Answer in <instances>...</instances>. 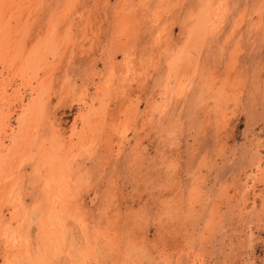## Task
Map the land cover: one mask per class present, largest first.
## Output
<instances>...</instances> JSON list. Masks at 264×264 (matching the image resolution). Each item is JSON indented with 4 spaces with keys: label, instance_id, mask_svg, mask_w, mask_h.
I'll list each match as a JSON object with an SVG mask.
<instances>
[{
    "label": "rangeland",
    "instance_id": "1",
    "mask_svg": "<svg viewBox=\"0 0 264 264\" xmlns=\"http://www.w3.org/2000/svg\"><path fill=\"white\" fill-rule=\"evenodd\" d=\"M65 2L43 0L26 33L24 61L50 24L60 40L71 31L45 85L36 148L47 158L53 148L65 154L81 93L105 113L104 128L92 158L71 168L67 155L55 160L71 176L66 205L46 162L23 167L2 210L0 264H37L46 250L41 264H264V0H75L62 22ZM199 37L191 90L159 114L156 83L172 52ZM65 74L74 91L61 101ZM132 101L135 119L118 156L116 129ZM9 107L12 136L23 115ZM56 226L58 244L46 238Z\"/></svg>",
    "mask_w": 264,
    "mask_h": 264
},
{
    "label": "bare ground",
    "instance_id": "2",
    "mask_svg": "<svg viewBox=\"0 0 264 264\" xmlns=\"http://www.w3.org/2000/svg\"><path fill=\"white\" fill-rule=\"evenodd\" d=\"M42 3L43 0H0V223L2 218L3 207L5 206L7 199H9V197L12 196L11 191L16 181V178L20 176L19 174L21 173L23 167L28 163V161H30V159H34V161H37L38 159L41 162L42 161L46 162V164L48 165L47 168L49 169V171L48 173H46L47 174L46 176L49 178V180L50 178L52 179L56 187L59 185L58 190L60 191L59 194L61 195V197H59L60 196L59 195L58 198H61L62 200L58 199L61 200L58 204H61V206H63L66 205L65 204L66 200L69 201L68 199H69L70 182H71V176H69L68 174L69 170L59 169L58 163L60 161L55 165V160L58 159L60 156H62L64 152L61 153L59 156L58 154L55 153V150L56 151L58 150L57 149L54 150L53 148L52 151L53 154H49L48 155L49 158H47V154L50 152L49 151L48 153L44 152L43 149L44 147L40 145L39 148L36 147H37V135L39 132V127L41 125V121L43 122L41 116L43 114L44 105H45L43 98V94L45 92V85L54 76V72L56 68L58 67L59 63H61L63 57L65 56L66 50L70 46V40H71V35H69V32H71L70 28L63 30V32L65 33L63 35L61 34L62 38L60 40L59 39L60 35H58V29L52 27L53 25L49 23L50 21L52 22V20L50 19L53 16L49 15V20H48L49 22L46 21V23L48 22L50 24V27L48 28L46 36L43 34L45 36L44 42L42 44L40 43L41 45L37 49L35 48V51L29 57H27L25 61L23 57L25 50V39H26L27 29H29V26L32 24L33 19L39 16V13L43 7ZM65 4H66L65 7L62 9L61 13L59 14L61 16L62 22H65L68 19V17H70L72 9L75 5V0H66ZM52 12L54 13V11ZM201 38L200 40L195 39V41H193L192 43H188L185 46V48L180 50L178 49L179 51L175 53L172 52L171 56L173 57L170 58L171 65L167 71V74H165V77L163 79L160 78L156 83V86L159 87L161 92L160 95L158 94V97L160 96V101L158 106L159 114L165 112L166 109H168V107L173 104L176 98L185 97V95L191 90L192 85L194 84V80L200 70L199 57L201 53V47L204 41V38L202 40ZM22 63H24L23 67H22ZM63 76L64 77L62 78V84L58 93L61 101L65 99L69 91H74V85L72 83V80H70L67 74ZM159 81H161L162 83ZM79 97L80 98L78 99L77 102L79 109L75 115L73 126L70 129L71 131L69 133V141L66 139L69 142V145L65 146L67 148L65 150L64 155L67 156H65V158L63 156L64 159L62 158L63 159L62 161H64L66 165L70 166L69 168H71V166L79 162L80 159L83 158L89 159L93 157L97 147L98 138L101 134L102 129L104 128L103 126L105 122V116H104L105 113L102 110L96 112L92 111L91 107L86 103L84 93H81ZM60 100L59 102H61ZM14 103L16 105L18 104V106L21 108L20 110L22 112L21 114L23 115V117L19 122L17 130L12 133V136H10L7 134L9 130L6 131V129H8V127L10 128V126H8V122H9L8 114L10 111H12V108L10 109L9 106H11V104ZM136 110H137L136 102L132 101L130 106L127 107V110H125L126 113L124 114L122 121L120 122L119 126L116 129V136H117L116 155L118 156L119 153L121 152L122 146L124 145L125 141L128 138V133L131 131V128L133 126ZM7 140L9 141V143H7ZM56 142L59 143V141ZM35 149H38L37 151L41 152L43 155L40 156L39 153L34 152ZM62 163L63 162H60L61 165ZM33 164L32 166H34ZM44 167H46V165ZM38 169L39 167H36L34 168V171L36 172L38 171ZM52 186L54 187V185ZM51 189L52 188H49L48 196L50 199L52 198L51 200L54 203H52L51 206L52 207L54 206L55 208V203H56V200L54 198L55 195L51 194L52 193ZM43 211L44 210H42V213ZM50 211L53 213V209L51 207H50ZM55 215L57 218L55 216L52 217H55L56 219L55 223L59 224L60 215L58 212ZM5 223L6 220L3 221L2 224L4 225ZM59 225H57L58 228L61 227L63 224L60 226ZM56 228H54L53 233L52 230L46 233V238L48 241L51 239V237L53 238L55 237V239L57 237L59 239L62 238L60 237V235H62L60 229L58 228L56 229ZM9 233H10L9 237L11 240L17 241V239H19L17 238L15 233L13 232H9ZM60 242L63 241L60 239L58 240L57 244ZM11 243L13 244L14 242L11 241ZM45 244L44 246L46 247ZM46 251L42 252L41 254L39 252L38 255L35 256L36 259L35 261L37 264H41L42 261L45 259Z\"/></svg>",
    "mask_w": 264,
    "mask_h": 264
}]
</instances>
